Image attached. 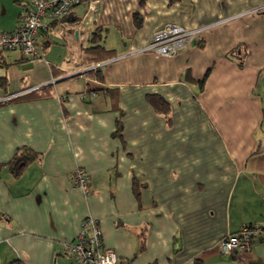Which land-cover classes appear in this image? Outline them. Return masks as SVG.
Here are the masks:
<instances>
[{
  "label": "crops",
  "instance_id": "obj_1",
  "mask_svg": "<svg viewBox=\"0 0 264 264\" xmlns=\"http://www.w3.org/2000/svg\"><path fill=\"white\" fill-rule=\"evenodd\" d=\"M29 4L0 0V33ZM168 23L202 30L174 56L140 52ZM43 24L39 60L0 46V264H79L65 244L87 216L118 264H264L263 239L219 246L264 228V0H99ZM92 39L111 57L94 63ZM22 147L37 157L14 177Z\"/></svg>",
  "mask_w": 264,
  "mask_h": 264
},
{
  "label": "built area",
  "instance_id": "obj_2",
  "mask_svg": "<svg viewBox=\"0 0 264 264\" xmlns=\"http://www.w3.org/2000/svg\"><path fill=\"white\" fill-rule=\"evenodd\" d=\"M99 0H30L18 19L16 27L11 31L0 33V46L4 49H20L28 59H40L37 48V36L44 27L43 19L64 16L73 6L81 2L88 3L90 13H94ZM202 28H188L168 23L154 31L148 43L139 51L152 52L157 55L171 57L186 49L194 41ZM96 67V66H95ZM77 188L84 193L89 190V178L80 168L71 174ZM264 240V228L256 225H244L237 232L227 233L220 241V250L224 254L232 252L247 253L254 240ZM67 253L79 264H118L119 260L112 249L104 248L102 230L98 220L85 217L79 226L77 236L72 242L65 244Z\"/></svg>",
  "mask_w": 264,
  "mask_h": 264
},
{
  "label": "trees",
  "instance_id": "obj_3",
  "mask_svg": "<svg viewBox=\"0 0 264 264\" xmlns=\"http://www.w3.org/2000/svg\"><path fill=\"white\" fill-rule=\"evenodd\" d=\"M136 16H137V14L134 13L135 18H136ZM98 41H99V39L98 40L96 39V41H93V39H92V43L95 42V44H92L88 48L92 52V54H91L92 56L90 58L94 63H99V62H102V61L108 59L109 57H111V55L113 53L112 50L105 49L103 45L98 43ZM242 51L244 52L243 56L241 55ZM230 55L234 56L239 64H242V59L246 55V49L244 48L242 50V47L238 46V47H236V49H234V51L231 52ZM98 73L99 72L96 71L95 74L99 75ZM5 82H6L5 78H0V83L2 86L5 85ZM201 82H203V81H201ZM44 89H45V87H41L39 90H44ZM158 98L159 97H156V98L150 97V99H156L152 102L154 103V105L156 106V108L159 111L167 112L168 105L161 99H159L157 101ZM120 129H121V125L117 121L116 133H118L120 131ZM36 157H37L36 152H34L28 148L22 147V148L18 149V151H16V153L10 158V160L6 163V165L9 168L11 174L14 177H17L22 173L24 166H26L28 163L34 161L36 159ZM7 264H21V263L18 259H13L10 262H8ZM195 264H200V263H199V261H196Z\"/></svg>",
  "mask_w": 264,
  "mask_h": 264
}]
</instances>
